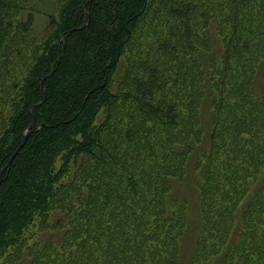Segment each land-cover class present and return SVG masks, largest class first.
Instances as JSON below:
<instances>
[{"label":"rangeland","instance_id":"obj_1","mask_svg":"<svg viewBox=\"0 0 264 264\" xmlns=\"http://www.w3.org/2000/svg\"><path fill=\"white\" fill-rule=\"evenodd\" d=\"M78 2L0 0V161L11 152L0 172L13 156L14 126L21 124L31 85L45 89L43 76L53 72ZM105 4L94 15L105 12L106 23L111 7ZM170 6L171 37L160 39L153 20L140 19L146 27L136 30L118 68L105 69L98 84L108 80L109 102L104 94L87 109L97 128L105 124L103 135L68 173L58 177L62 160L54 159L31 179L28 191L34 189L40 203V193L52 191L48 204L20 207L26 195L10 202L0 264H179L187 223L184 260L193 249L192 264H264V95L254 89L264 65V0ZM84 11L87 17L90 10ZM30 16L33 24L24 31ZM88 25L86 19L77 28ZM238 34L242 45L233 48ZM206 61L217 101L205 115V132L196 133L207 95ZM35 71L45 75L37 78ZM115 123L142 129L148 145L136 149L125 140L129 154L122 157L108 146ZM146 149L141 163L134 162ZM165 160L172 162L154 168Z\"/></svg>","mask_w":264,"mask_h":264},{"label":"trees","instance_id":"obj_2","mask_svg":"<svg viewBox=\"0 0 264 264\" xmlns=\"http://www.w3.org/2000/svg\"><path fill=\"white\" fill-rule=\"evenodd\" d=\"M87 1L79 0L70 17H68L66 26L68 30L73 29L78 27V24L85 23L86 19L89 21V25L82 30L66 34L63 41L64 47L60 56H57L55 53L58 60H56L53 72L47 77L43 76L45 79L42 83H44L46 94L40 88L39 83L34 82V86L33 84L31 85V93L27 96V102L21 115L24 118H20L21 120L19 121H21V124L14 126L13 136L16 147L14 146L15 148L12 151L20 147L23 139V130L35 121V126L32 128L28 139L2 176L0 184V235L5 230L2 218L9 210L12 199L16 197L19 199L21 196L26 195L24 199L19 201L20 207L25 209L37 208L46 200L45 204H48L52 195V191L49 189L41 190L42 192L39 195L41 203L36 196L32 197V194L35 193L34 189L28 191L31 179L39 173L41 166H45L43 167L44 169L48 165L54 166V159H61L62 166L58 169L57 175L58 177L63 176L64 172L68 173L69 169L73 168V163H76L80 156L89 152V148L93 146L92 142H96L105 132L106 126L104 123H102V127L97 128L93 124L92 119L87 118V109L92 102V98L96 102L104 94L108 95L109 102V95L111 94H109V87L107 86L108 80L101 85L98 83L103 81L106 75V68H115V70L118 68L123 56V50L133 40L136 30L140 31L142 28L145 29L146 26L144 24L141 26L138 24V21L140 19L146 20L148 16L149 19L153 20L154 34L159 35L160 39L162 38V34L171 37V20L173 15L171 14L166 18L171 13L170 4L185 2V0H94L86 6L90 10L89 15L86 17L84 7ZM105 2L106 7L107 5L111 7L110 21L108 20L109 22L107 21V24L103 21L105 12L102 13L101 17L94 15L96 8ZM176 10L181 16H184L181 13V7ZM32 24L33 18L30 16L28 21L22 25L23 30L28 31ZM165 26L168 28V31L162 32ZM239 35H235L231 39L233 48L242 45V40ZM213 55L217 58L222 57V55ZM111 56L114 57L113 60H111ZM89 64L93 65V67L88 73ZM86 65H88L87 68ZM241 66L243 64L239 62L237 68L239 69ZM205 70L207 76V95L201 107L199 129L196 133H201L205 130L204 126L207 124L205 123V115L211 112L210 110L217 101L215 91L211 84L213 81V72L207 61L205 63ZM244 72L245 70L235 71L234 75L241 76ZM35 74L37 78L45 75L42 73L39 74L37 71H35ZM125 74L124 71L122 84L125 81ZM43 78L39 80L41 81ZM254 89L257 94L264 95L263 64L259 67L254 78ZM86 96L87 101L84 100ZM41 102L42 104H40ZM33 105L35 107L31 110ZM32 112L34 115H32ZM25 121L26 125L24 123ZM209 125L210 127L212 126L211 123ZM121 126V123H115L113 125L114 139L109 142L108 146H113L122 157L129 154L128 151L124 152L123 149V142L125 140L130 143L135 142L136 149L142 143L148 145V136L142 129L129 128L125 130ZM115 133L118 134L115 135ZM210 133H212L211 128ZM14 151L12 155L15 153ZM146 151L147 149L140 152L134 159V162L141 163V155L146 153ZM10 153L4 155L1 159L0 169L5 164L9 155H11ZM202 154V151H198L195 159L199 160ZM167 162L172 161L165 160L161 163L162 166L155 164L154 168H162ZM190 172L192 170H189V174ZM178 194H182V190ZM191 225L187 223V230L181 241L182 252L181 257H179V264H192L194 259L195 251L193 255L192 249L190 257L184 260L186 254V238L191 232ZM10 228L9 226L7 227L5 234L10 231ZM201 228L202 223L198 227V230L196 227V242Z\"/></svg>","mask_w":264,"mask_h":264},{"label":"water","instance_id":"obj_3","mask_svg":"<svg viewBox=\"0 0 264 264\" xmlns=\"http://www.w3.org/2000/svg\"><path fill=\"white\" fill-rule=\"evenodd\" d=\"M92 0H89L87 3H86V5L88 4V3H90ZM83 27H80V28H73V29H70V30H68L67 31V33L69 34V33H71V32H74V31H77V30H81ZM62 38H64L65 37V33L61 36ZM44 81V79L42 80V82ZM43 92L46 94V92H45V90H43ZM46 98V97H45ZM45 100V99H44ZM42 104V103H41ZM32 109L34 108V106L33 107H31ZM32 115H34L33 113H32ZM34 125H35V121H33L32 123H31V125L28 127V129H27V132H26V134L24 135V137H23V139H22V143H21V145H20V147H19V149L13 154V156L9 159V161L7 162V164L5 165V167L1 170V172H0V181H1V176L3 175V173L7 170V168L11 165V163L13 162V160H14V158L16 157V155L19 153V150L22 148V146L25 144V142H26V140L28 139V137H29V135H30V133H31V131H32V128L34 127Z\"/></svg>","mask_w":264,"mask_h":264}]
</instances>
